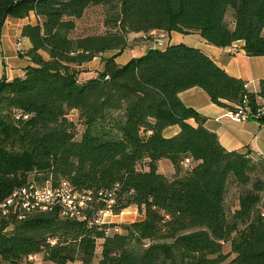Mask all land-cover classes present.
Returning a JSON list of instances; mask_svg holds the SVG:
<instances>
[{
	"label": "trees",
	"instance_id": "trees-1",
	"mask_svg": "<svg viewBox=\"0 0 264 264\" xmlns=\"http://www.w3.org/2000/svg\"><path fill=\"white\" fill-rule=\"evenodd\" d=\"M97 6L104 32L73 36ZM29 14L35 22L21 36L31 65L23 77L0 79V264L36 255L46 264H264V161L226 150L179 98L199 87L217 106L244 108L264 125V79L251 92L181 43L115 62L130 35L154 32L198 33L217 48L243 41L247 56H264V0H0V29ZM107 52L103 70L79 80L80 67ZM171 127L178 132L165 134ZM161 160L172 178L159 171ZM63 182L91 195L81 217L60 205L26 209L14 196ZM130 207L140 219L97 221Z\"/></svg>",
	"mask_w": 264,
	"mask_h": 264
},
{
	"label": "crops",
	"instance_id": "crops-1",
	"mask_svg": "<svg viewBox=\"0 0 264 264\" xmlns=\"http://www.w3.org/2000/svg\"><path fill=\"white\" fill-rule=\"evenodd\" d=\"M29 15L25 19L8 18L2 29H0V42L3 48V57L0 58V79L6 78L9 81L13 78L23 77L25 69L31 65L29 58L25 55L26 51L30 49L31 44L28 39L21 36V28L29 22H35L34 14ZM154 33L158 34L161 32ZM130 36L138 37L141 35L132 34ZM179 43L185 44L187 47L191 46L202 49L228 74L243 81L245 80L249 91L258 92L259 83L264 79V56H247L243 48V41L235 42L227 48H217L208 45L198 33L183 35L172 32L167 34L165 47ZM147 46L146 44L143 51L138 55H133V53L129 55L128 50L130 48L128 47L115 58V62L118 65H123L131 58L141 56L147 49L152 48L151 45ZM19 49L24 53H20ZM179 98L185 106L193 108L205 119V128L217 135L221 146L226 150L250 151L254 159H262L264 161V125L260 121L252 118L241 121L232 120L229 117L230 111L211 102L206 92L199 87L181 91ZM189 123L196 126L193 120H190ZM177 132L178 127H171L166 130L165 134L174 135ZM163 161L158 162L159 171L160 164ZM167 164L169 165V163ZM173 173L174 170L171 174L173 175ZM118 216L114 215L113 217ZM111 221H107V223Z\"/></svg>",
	"mask_w": 264,
	"mask_h": 264
},
{
	"label": "rangeland",
	"instance_id": "rangeland-1",
	"mask_svg": "<svg viewBox=\"0 0 264 264\" xmlns=\"http://www.w3.org/2000/svg\"><path fill=\"white\" fill-rule=\"evenodd\" d=\"M104 18L103 9L102 7H91L89 8L83 17L79 20H77V28L73 32V36H84L89 34H102L104 32V28L102 26V20ZM155 34V33H154ZM154 34L150 35L151 37L144 38L142 35L138 37L129 36V55L133 53V55H138L143 51V48H145V45L147 44L149 47L152 46L154 41ZM167 35V33H165ZM158 35V34H156ZM167 39V36L166 38ZM148 42V43H145ZM155 43V41H154ZM127 53V54H128ZM113 55L112 52L105 53L102 57H97L96 59L90 61L87 64H84L81 68V73L79 75V80H86L90 78L91 76L97 75V73L101 72L103 70V59H107ZM69 118L77 123L78 132L81 133L83 131V126L78 123V116L76 112H71L69 114ZM80 135V134H79ZM78 135V137H79ZM167 160H164L160 164V171L164 173V176H167L168 178H172L171 172L173 171L172 166H169L167 164ZM188 168L184 167L183 170H187ZM235 207L231 204L230 209L233 210ZM114 215L112 213L101 215V220H103L105 223L107 221H111L112 223H116L118 225L120 224H127L131 223L133 221H136L140 219V215L135 207H130L129 209L122 212L118 217H113ZM115 221V222H114ZM110 222V223H111ZM118 227V226H117ZM119 228V227H118ZM119 231L121 229L119 228ZM230 251V247L228 244L224 245L223 253H228ZM233 256H231L232 258ZM30 264H46L42 257L40 255L33 256V259L30 260Z\"/></svg>",
	"mask_w": 264,
	"mask_h": 264
},
{
	"label": "built area",
	"instance_id": "built-area-1",
	"mask_svg": "<svg viewBox=\"0 0 264 264\" xmlns=\"http://www.w3.org/2000/svg\"><path fill=\"white\" fill-rule=\"evenodd\" d=\"M154 34V41L152 48H163L165 47V42L167 39L166 34L161 32ZM19 51H22L19 49ZM3 57V48L0 42V58ZM261 114H264V108H262ZM249 114L246 109L238 108L235 112H229V117L234 121H241L250 119ZM189 160H185L184 166H187ZM17 198L19 196H26L27 208L29 209L31 205L44 206V210L51 209L54 205H60L63 209L65 215L71 217H81L82 209L86 208L88 202L91 201V195L89 193H74L66 182H63L61 186L57 189H52L49 186L37 187L35 185H29L22 189L16 190ZM8 205L15 203V200H7ZM111 213L110 210L101 212V215H106ZM102 218L97 219L98 223H101ZM33 259V256L29 257V261Z\"/></svg>",
	"mask_w": 264,
	"mask_h": 264
},
{
	"label": "bare ground",
	"instance_id": "bare-ground-1",
	"mask_svg": "<svg viewBox=\"0 0 264 264\" xmlns=\"http://www.w3.org/2000/svg\"><path fill=\"white\" fill-rule=\"evenodd\" d=\"M17 195V193H15V195L14 196H16ZM23 197V202H24V205H25V207H27V201H26V196H22ZM33 207V205H31V207L30 208H32ZM43 209H44V206H43Z\"/></svg>",
	"mask_w": 264,
	"mask_h": 264
}]
</instances>
